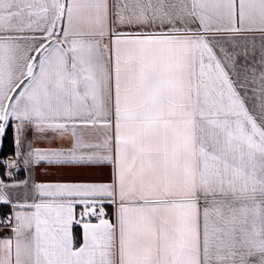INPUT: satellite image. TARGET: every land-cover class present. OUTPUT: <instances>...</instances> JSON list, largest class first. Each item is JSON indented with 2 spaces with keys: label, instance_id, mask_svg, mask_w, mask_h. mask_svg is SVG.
<instances>
[{
  "label": "snow or ice",
  "instance_id": "1",
  "mask_svg": "<svg viewBox=\"0 0 264 264\" xmlns=\"http://www.w3.org/2000/svg\"><path fill=\"white\" fill-rule=\"evenodd\" d=\"M0 264H264V0H0Z\"/></svg>",
  "mask_w": 264,
  "mask_h": 264
}]
</instances>
